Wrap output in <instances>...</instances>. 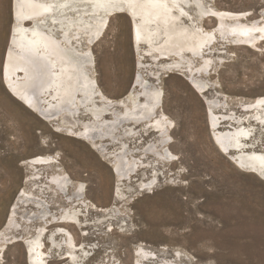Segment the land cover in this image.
<instances>
[{"label": "rangeland", "instance_id": "rangeland-1", "mask_svg": "<svg viewBox=\"0 0 264 264\" xmlns=\"http://www.w3.org/2000/svg\"><path fill=\"white\" fill-rule=\"evenodd\" d=\"M10 2L0 0V244L5 243L0 264H30L19 241L35 234L42 223L38 217L42 216L33 207L14 203L25 190V198L30 199L36 185L49 188L53 174L59 170L71 182L84 184L85 203L93 207L85 208L82 201L75 204V199L64 201L61 196H49L51 191L47 190L44 199L58 219L42 225L46 232L41 236V250L47 252V257L32 264H71L60 255L59 248H48L46 236H58L50 231L72 208L79 211L78 221L61 227L69 232L78 248L85 250L78 251L80 259L76 264H143L141 256L148 252L152 253L154 263L144 264H162L167 260L175 264H264V179L239 171L229 156L219 152L206 124L203 96L199 97L189 86L190 78L203 77L209 84L207 98L217 97V92L227 96L218 99H224L222 108L212 101L217 121H221V110L237 111L241 101L264 98V39L256 49H226L225 40L217 34V42L204 56L193 57L189 64L180 62L179 72L165 73L162 61L153 63L144 45L138 47L136 55L125 16L116 14L109 18L105 33L94 46L99 87L107 96L117 99L128 93L133 78L138 77L135 101L116 106V115L140 116L152 90L158 89L162 95L159 106L173 124L168 145L176 155L174 163L159 165V177L145 179L153 189L143 191L133 174L117 182L120 178L116 169L121 163L137 159L140 153L152 154L158 145L153 136L128 139L134 127L125 122L114 127L109 117L106 122L99 120L84 127L75 111L67 113L75 126L66 127L70 126L77 135H66V127L58 119L42 121L4 88L1 67L12 26ZM210 7L219 12H246L254 20L263 12L264 0H210ZM213 21L206 19L205 27L212 28ZM203 59L207 67L200 72ZM261 140L264 141V134ZM44 155L52 156V164L31 163ZM71 190L70 184L68 192ZM10 213L11 227L4 229L5 217Z\"/></svg>", "mask_w": 264, "mask_h": 264}, {"label": "bare ground", "instance_id": "bare-ground-1", "mask_svg": "<svg viewBox=\"0 0 264 264\" xmlns=\"http://www.w3.org/2000/svg\"><path fill=\"white\" fill-rule=\"evenodd\" d=\"M10 4L12 26L1 67L4 88L13 99L31 113L40 116L39 118L46 123L58 119L63 127H66V124L75 126L67 114L75 111L84 127L93 126L99 120L106 122L109 117L114 121L112 124L114 127L123 122L134 127L128 139L153 136L158 145L152 154L140 153L137 159L121 163L116 169L120 178L117 182L133 174L135 178L137 177L136 185L143 191L152 188V185L145 183L146 177H159L161 173L159 165L169 166L174 163L176 155L170 151L168 145L172 139L169 130L173 124L162 112V105L159 106L162 95L158 89L152 90L150 100L142 108L140 116L129 118L123 114L121 117L116 115L114 110L116 106L134 99L135 89L139 86L136 85L138 77L133 78L134 84H131L128 93L117 99L107 96L99 87L95 78L94 46L105 33L109 18L116 14L130 15L132 49L136 50L138 55V47L144 45L145 52L152 58L153 63L162 61L161 66L165 73L179 72L180 62L189 64L193 57L204 56L210 46L214 45L217 34L225 40L226 49L227 47L256 49L264 39V10L259 19L251 20L246 12L214 11L210 7V0H11ZM206 19L214 20L212 28L205 27ZM260 41L262 42L259 43ZM136 63L140 64L139 59ZM205 66L206 60L203 59L198 71L201 72ZM202 79L190 78L189 86L199 97L203 96L206 124L214 145L221 154L229 156L239 171L264 179V141L261 140V135L264 134V98L259 97L250 102L241 101L237 111L219 110L222 114L221 121H217L214 119L216 112L212 110V101H217V108H220L224 102L223 98L227 96L223 94L219 96L217 92V97L207 98L209 84L207 80ZM220 97L223 98L218 100ZM40 102L46 103L41 105ZM157 105L158 109L155 108ZM69 127L65 129L66 135H77ZM90 143L96 147V143L91 140ZM150 157L154 160H150ZM47 161L51 163L52 156H37L31 163ZM131 165H134L132 170ZM52 178L53 184L48 185L49 188L36 185L30 199L25 198L27 196L25 190V193L21 192L16 201L14 200V205L22 203L23 206L33 207L42 216L38 217L42 218L40 221L42 223L35 230V234L23 237V242L19 241L25 247L26 259L30 264L34 260L47 257V252L41 250V236L46 232V227L42 225L58 219L54 218L52 211L48 209V200L44 199L47 190L51 191L49 196L53 194L58 198L61 196L64 201L75 199L73 201L75 204L82 201L85 208L93 207V204L85 203L82 182H71L69 176L61 170L56 171ZM129 179L131 180L132 176ZM70 184L72 190L68 192ZM11 207L12 211L14 207ZM78 212L72 208L70 213L62 216V221L58 225L52 227L50 233L58 236H46L49 241L48 248H59L60 255H64L71 264H76L77 259H80L77 256L78 251L85 253V250L83 247L78 248L69 232L61 226L74 225L73 222L78 221ZM11 213L5 217L4 229L11 227ZM49 215L50 218L46 219ZM2 245L5 243L0 244V260L5 251V246ZM152 256V253L148 252L141 256L140 260L143 264L154 263ZM140 260L137 259L136 262ZM174 262L167 260L162 264H175Z\"/></svg>", "mask_w": 264, "mask_h": 264}, {"label": "water", "instance_id": "water-1", "mask_svg": "<svg viewBox=\"0 0 264 264\" xmlns=\"http://www.w3.org/2000/svg\"><path fill=\"white\" fill-rule=\"evenodd\" d=\"M127 19H128V21H129V25H130V23L132 24V19H131V17H130V15H124ZM133 47H134V43H133ZM132 84V83H131ZM134 84V83H133ZM132 84V85H133ZM132 85H130V87H132ZM129 87V88H130ZM21 243V242H20Z\"/></svg>", "mask_w": 264, "mask_h": 264}]
</instances>
